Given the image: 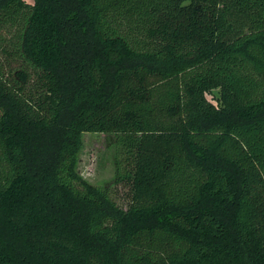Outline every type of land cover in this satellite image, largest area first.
<instances>
[{
    "label": "trees",
    "instance_id": "1",
    "mask_svg": "<svg viewBox=\"0 0 264 264\" xmlns=\"http://www.w3.org/2000/svg\"><path fill=\"white\" fill-rule=\"evenodd\" d=\"M0 155V264H264V0H0Z\"/></svg>",
    "mask_w": 264,
    "mask_h": 264
},
{
    "label": "rangeland",
    "instance_id": "2",
    "mask_svg": "<svg viewBox=\"0 0 264 264\" xmlns=\"http://www.w3.org/2000/svg\"><path fill=\"white\" fill-rule=\"evenodd\" d=\"M27 1L30 3V0ZM114 139V135L83 134V147L79 157L78 172L88 184L106 188L114 202L120 208L126 209L130 203L131 193L130 188L125 184L114 182ZM6 175L7 170L4 163L1 162L0 180Z\"/></svg>",
    "mask_w": 264,
    "mask_h": 264
}]
</instances>
